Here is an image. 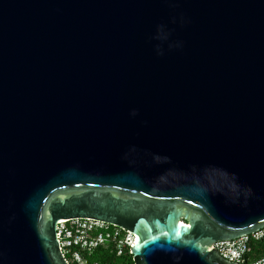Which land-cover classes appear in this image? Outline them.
<instances>
[{"label": "water", "instance_id": "water-1", "mask_svg": "<svg viewBox=\"0 0 264 264\" xmlns=\"http://www.w3.org/2000/svg\"><path fill=\"white\" fill-rule=\"evenodd\" d=\"M72 219L236 264L211 246L264 230V0H0V264H68Z\"/></svg>", "mask_w": 264, "mask_h": 264}, {"label": "built area", "instance_id": "built-area-1", "mask_svg": "<svg viewBox=\"0 0 264 264\" xmlns=\"http://www.w3.org/2000/svg\"><path fill=\"white\" fill-rule=\"evenodd\" d=\"M57 233L60 247L68 264H87L78 250L87 251L91 255L98 247L103 246L121 256L124 251L131 250L133 247L128 237V235L131 236L130 231L93 219H72L59 223ZM94 233L98 235L94 237ZM132 240L134 243V235ZM263 240L264 230H260L232 241H219L214 243L212 248L232 263L264 264V257L255 260L246 259L253 245ZM112 243H115L114 249H110Z\"/></svg>", "mask_w": 264, "mask_h": 264}, {"label": "trees", "instance_id": "trees-1", "mask_svg": "<svg viewBox=\"0 0 264 264\" xmlns=\"http://www.w3.org/2000/svg\"><path fill=\"white\" fill-rule=\"evenodd\" d=\"M97 235L98 233L93 234L94 237ZM114 247L115 243H112L110 249H114ZM78 252H80L87 264H135L129 250L124 251L121 256L114 254L111 250L103 246L98 247L91 255L87 251L78 250ZM262 257H264V240L253 245L252 251L246 256V259L251 258L255 260Z\"/></svg>", "mask_w": 264, "mask_h": 264}, {"label": "rangeland", "instance_id": "rangeland-1", "mask_svg": "<svg viewBox=\"0 0 264 264\" xmlns=\"http://www.w3.org/2000/svg\"><path fill=\"white\" fill-rule=\"evenodd\" d=\"M128 237H129V239H131V243L134 244L136 240H134V243H133V240H132V238H133V234L131 233V236L128 235ZM133 246H134V245H133ZM129 251H131V250H129ZM72 264H75V263H72ZM250 264H251V263H250Z\"/></svg>", "mask_w": 264, "mask_h": 264}, {"label": "bare ground", "instance_id": "bare-ground-1", "mask_svg": "<svg viewBox=\"0 0 264 264\" xmlns=\"http://www.w3.org/2000/svg\"><path fill=\"white\" fill-rule=\"evenodd\" d=\"M180 220H181V218H180ZM137 237H138V236L136 235V236H135V240H138ZM133 245H134V244H133ZM211 247H212V246H211Z\"/></svg>", "mask_w": 264, "mask_h": 264}, {"label": "clouds", "instance_id": "clouds-1", "mask_svg": "<svg viewBox=\"0 0 264 264\" xmlns=\"http://www.w3.org/2000/svg\"><path fill=\"white\" fill-rule=\"evenodd\" d=\"M132 249V248H131ZM131 253V251H129Z\"/></svg>", "mask_w": 264, "mask_h": 264}]
</instances>
